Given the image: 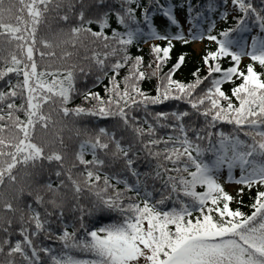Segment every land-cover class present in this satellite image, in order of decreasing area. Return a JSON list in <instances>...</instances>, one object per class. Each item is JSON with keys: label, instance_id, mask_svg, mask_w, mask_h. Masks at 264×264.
Masks as SVG:
<instances>
[{"label": "snow or ice", "instance_id": "obj_1", "mask_svg": "<svg viewBox=\"0 0 264 264\" xmlns=\"http://www.w3.org/2000/svg\"><path fill=\"white\" fill-rule=\"evenodd\" d=\"M153 3L166 18L160 30L149 12ZM20 5L0 0V37L10 46L0 56V80L6 81L0 104L7 108L6 115L0 108V121H10L0 123V184L7 181L11 189L0 192V264H264V72L254 68L258 63L264 69V0L219 5L209 0L218 20L227 24L231 15L233 21L218 30L216 20L202 12L194 17L189 3L186 32L174 6L159 0L143 7L141 0H20ZM50 11L58 27L37 41ZM196 18L207 19L206 36L199 23L193 31ZM141 37L165 41L150 45L147 68L143 56L128 50L136 44L139 51ZM174 39L214 42L187 81L173 78L183 53L160 75ZM66 45L83 48L82 59L89 63L38 67L35 55L52 57L56 47L62 58L71 57ZM245 55L250 62L241 69ZM220 58L229 65L222 67ZM77 74L91 75L97 84L106 78L105 95L77 92ZM146 77L156 78L155 94L141 88ZM225 82L233 83L230 95ZM74 95L82 102L69 106ZM170 99L181 107L133 115L140 105ZM85 116L111 122L81 129L77 121ZM221 122L232 125L231 131ZM157 126L172 131L155 138ZM64 129L79 138L72 151ZM225 182L238 186L230 193ZM253 186L250 213L229 206L241 204L245 187Z\"/></svg>", "mask_w": 264, "mask_h": 264}, {"label": "trees", "instance_id": "obj_2", "mask_svg": "<svg viewBox=\"0 0 264 264\" xmlns=\"http://www.w3.org/2000/svg\"><path fill=\"white\" fill-rule=\"evenodd\" d=\"M4 2H5V5L13 4V5H15V7L21 6L20 0H4ZM221 2H222V0H214V3L216 5H219ZM189 3H191L193 5V13L192 14L194 17H195V13L197 11L202 12L204 17L216 20V29L217 30L220 29L221 27L230 26L233 23L231 16H229V20H228L227 24H224L223 21L218 20L217 16H216L218 8L214 7L211 11H209V9L207 7L209 0H159L160 5H163V6L173 5L174 6L173 7V13L175 15L177 12H179V13H181V15H184V16H186V8H187ZM145 4H148V0H141V7H143ZM15 7L13 8V15L17 14L15 12ZM154 9H157V6L155 3H153L152 6L149 7V12L152 13L153 22L156 24L157 29L160 30V25H161V23H163L166 20V18H164L162 16V13L158 9L153 11ZM137 12H139V9H137ZM23 15L25 16V18H27L26 10L23 13ZM58 19L59 18L55 12L50 11L48 14H46L45 19H44V23L39 26V29L36 33L37 41H39L41 37H48L49 36V28L52 31H55V29L58 27ZM4 22L5 23H8V22L14 23L15 21L14 20H12V21L5 20ZM194 22L200 23V27L205 29V36H206L207 35V26H208L207 25V19L201 20V18H196ZM142 27H143V25H142ZM171 31L174 33L175 28L172 27ZM185 39H187V36H185ZM202 41H203V45L201 47V50H200V52L197 53L192 48V42H193L192 40L188 41V43L185 44V43L180 42L179 40L174 39L172 41V48L170 49L169 58L163 63V65L160 69V75L163 76L168 71L171 64L175 62L176 57L179 56L181 53H183L185 55V59L182 62L180 68L175 73H173V78L185 80V81L191 79V71L193 70L194 67L199 66L201 64L200 58L204 54L205 50H211L214 48V42L209 41L207 39H202ZM153 43L163 44V43H165V41L160 40V39H150L147 37H141L139 40V49H140L139 51H137V45L136 44L129 46V49H128L129 52L133 56L141 55L144 57L143 64H144L145 68H147L149 60L152 59L149 48H150V45ZM36 47L38 49H40L41 51L45 50L43 48V46L41 44H39V42H37ZM9 48H10V46L6 42V37H0V56H6ZM64 48L68 51H72L73 55L69 58H62L61 57V48H59V47L51 49V51L55 52V55L52 57H42V56L36 54L35 59L37 61L38 67H43L45 69H49V68L67 67V66L71 65L72 63H76L78 65L79 64L87 65L89 63L88 60L82 59L83 57H85L87 55V53L85 52V50L83 48L72 49L71 46H67V45L64 46ZM17 53H18V50H17ZM219 62L221 63L222 67H227L229 65V59H227V58H220ZM248 62H250V58L248 56L245 59H242V57H241V62H240L239 67L241 69H243L244 66ZM2 64H3V62L0 61V66H2ZM153 67H155L154 64H153ZM254 68L257 71L264 72V69H262L258 63L254 64ZM125 71H126V69H122L120 71V75L122 76ZM201 74L203 75V68H201ZM9 77L14 82L17 79L15 74H9ZM48 78L50 79L51 77H48ZM20 79H22V77H20ZM239 82H240V80L237 78L235 80V83H239ZM5 83H6L5 80H0V86H3ZM106 85H107V79L106 78L102 82L97 84V83H94V78L91 75H89L87 78H85L84 76L79 75V74L76 75L75 88L77 89V92H83L84 90H91L94 92H99L101 96H104L105 95L104 88ZM155 85H156V78L155 77H152L151 79L146 77L140 84L141 88L143 90H145L146 92H148L149 94H155ZM232 86H233V83L225 82L222 87L224 88L225 92L230 95V89ZM121 87H123L122 84H121ZM233 101L235 102L234 98H233ZM81 102H82L81 95H74L72 100L70 101L69 106H73V105H75L77 103H81ZM15 103L19 104L20 100L16 99ZM177 107H181V105H179L176 101L171 100V99L168 101H163V102L158 103V104H153V103L149 102L147 104V106L140 105L137 109H135L133 111V115H136L137 113H139L141 116H143L144 113H146V112L154 114L155 112H159V111H170V110L175 109ZM0 108H4V112L6 115V113H7L6 103L0 104ZM15 114L21 115V116L23 115L22 112H17ZM149 119H152V117L150 116ZM170 121H171V117H169L167 121L162 120L161 124H166ZM110 122L111 121L109 118L91 117V116L81 117L77 121V123L81 127V129H83L84 127H87L90 131H94L95 129H97L99 127L106 126ZM0 123H9L10 124V121L3 120V121H0ZM69 125L71 126V119H69ZM220 126H222L225 131H231V129H232V125L228 124L227 122H221ZM170 131H172V130L168 129L166 127L157 126L155 138H158L161 135H163V136H165V138H167V133ZM5 134H7V130H5ZM49 135H51V130H49ZM62 136L64 138L65 144L68 145V150L69 151L74 150L76 145L78 144L79 138L74 136L69 131V129H64L62 132ZM145 138H147V137H145ZM159 147L162 148V147H164V145L161 144V145H159ZM86 158H89V157L86 156ZM141 170H143V169H141ZM21 171H22V168L18 166L16 169V172L18 174V179H19V174L21 173ZM53 179H55V178L53 177ZM41 182H43V177H41ZM229 184H232L233 188L230 187L231 185H229ZM237 186L238 185L235 182H225V188L230 193L234 192V190ZM117 187L122 188L123 185L118 184ZM198 190H201V189L198 188ZM256 190H257V186H253V188L251 190H249L248 188L245 187L243 196L239 197V199L242 201V203L237 204L235 201H230L229 206L232 208L240 207L241 211H243L245 213H250L252 211V209L248 206L252 202L250 197H254ZM0 192H4L6 194L11 193V189L8 187L7 181L5 182V184H0ZM82 202H84V201H82ZM15 203L16 202L13 200V204H15ZM168 206L169 207L172 206L171 202L168 203ZM3 214H4V210L2 209V207H0V215H3ZM9 215H11V213H9ZM106 222H108V218H101L100 219V223H106ZM97 226H99V225H97ZM49 243H53V242L49 241Z\"/></svg>", "mask_w": 264, "mask_h": 264}, {"label": "rangeland", "instance_id": "obj_3", "mask_svg": "<svg viewBox=\"0 0 264 264\" xmlns=\"http://www.w3.org/2000/svg\"><path fill=\"white\" fill-rule=\"evenodd\" d=\"M179 19H180L181 23L183 24L184 30L186 32L188 27H190V25L186 22L185 17H179ZM191 26L193 28V24ZM193 31H194V29H193ZM251 31L255 32L256 30L251 29ZM241 35L244 37H247L248 42H250V35H251L250 33L245 32V33H242ZM202 45H203V42L200 39H194V43L192 45V48L194 49L195 52L198 53V52H200ZM224 174L226 175V171ZM234 175H236V176L239 175V169L238 168L234 169ZM229 185H231L230 187L233 188L232 184H229Z\"/></svg>", "mask_w": 264, "mask_h": 264}]
</instances>
